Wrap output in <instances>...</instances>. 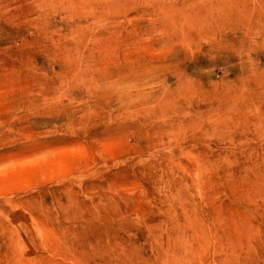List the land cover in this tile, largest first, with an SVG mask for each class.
<instances>
[{
	"label": "rangeland",
	"instance_id": "rangeland-1",
	"mask_svg": "<svg viewBox=\"0 0 264 264\" xmlns=\"http://www.w3.org/2000/svg\"><path fill=\"white\" fill-rule=\"evenodd\" d=\"M0 264H264V0H0Z\"/></svg>",
	"mask_w": 264,
	"mask_h": 264
},
{
	"label": "bare ground",
	"instance_id": "bare-ground-1",
	"mask_svg": "<svg viewBox=\"0 0 264 264\" xmlns=\"http://www.w3.org/2000/svg\"><path fill=\"white\" fill-rule=\"evenodd\" d=\"M12 172H13V171H12ZM13 173H14V172H13ZM13 173H12V174H13ZM13 175H14V174H13Z\"/></svg>",
	"mask_w": 264,
	"mask_h": 264
}]
</instances>
